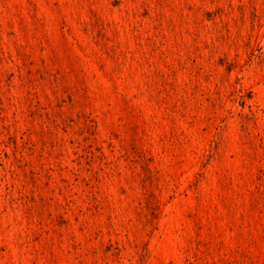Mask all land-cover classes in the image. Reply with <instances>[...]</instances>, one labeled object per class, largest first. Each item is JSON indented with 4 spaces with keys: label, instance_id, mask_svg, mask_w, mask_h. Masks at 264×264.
Returning <instances> with one entry per match:
<instances>
[{
    "label": "rangeland",
    "instance_id": "374dc122",
    "mask_svg": "<svg viewBox=\"0 0 264 264\" xmlns=\"http://www.w3.org/2000/svg\"><path fill=\"white\" fill-rule=\"evenodd\" d=\"M0 264H264V0H0Z\"/></svg>",
    "mask_w": 264,
    "mask_h": 264
}]
</instances>
